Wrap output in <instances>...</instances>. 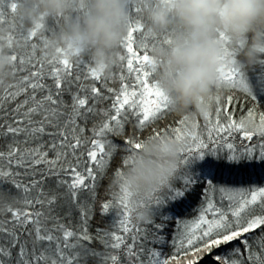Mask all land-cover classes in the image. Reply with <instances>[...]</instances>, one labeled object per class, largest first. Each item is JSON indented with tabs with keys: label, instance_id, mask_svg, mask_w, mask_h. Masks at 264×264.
Masks as SVG:
<instances>
[{
	"label": "snow or ice",
	"instance_id": "6c2138e0",
	"mask_svg": "<svg viewBox=\"0 0 264 264\" xmlns=\"http://www.w3.org/2000/svg\"><path fill=\"white\" fill-rule=\"evenodd\" d=\"M147 6H130L119 63L105 77L63 49L45 57L60 18L25 30L16 0H0L12 60L0 81V188L16 197L0 209V264H264V70L253 91L221 36L223 95L203 115L176 117L151 54L177 30L154 34ZM160 136L182 144V168L150 202L153 219L136 224L129 193L113 197L108 180Z\"/></svg>",
	"mask_w": 264,
	"mask_h": 264
},
{
	"label": "clouds",
	"instance_id": "9594fccd",
	"mask_svg": "<svg viewBox=\"0 0 264 264\" xmlns=\"http://www.w3.org/2000/svg\"><path fill=\"white\" fill-rule=\"evenodd\" d=\"M138 2L16 0L15 16L25 30L60 18L45 57H55L57 49H63L73 60L88 58L106 77L119 63L128 34L129 8ZM144 19L154 34L177 30L170 45L151 54L154 79L176 117L203 115L223 95L220 74L225 67V44L221 36L235 52L236 66L249 77L252 90L261 87L259 80L252 84L251 78L264 70V0H148ZM7 37V30L0 28V81L4 82L10 79L12 67ZM15 50L18 54V44ZM182 147L168 136L145 139L122 174L109 178L108 191L113 197L122 190L129 193L136 224L153 219L150 202L175 182L183 164ZM15 200L13 194L0 192V209L14 206ZM140 201L144 206H137Z\"/></svg>",
	"mask_w": 264,
	"mask_h": 264
},
{
	"label": "trees",
	"instance_id": "16d2710c",
	"mask_svg": "<svg viewBox=\"0 0 264 264\" xmlns=\"http://www.w3.org/2000/svg\"><path fill=\"white\" fill-rule=\"evenodd\" d=\"M0 190L5 191V192H9L8 186H6V185L3 186L2 188H0ZM195 203H196L195 199L191 198V203L189 204L188 211L185 213V218H192L193 217L195 209L192 207V205H195ZM184 210H185V205L184 204L177 205L173 209V211H177V212H175V215H176L177 219L183 218ZM165 211H170V209H165Z\"/></svg>",
	"mask_w": 264,
	"mask_h": 264
}]
</instances>
